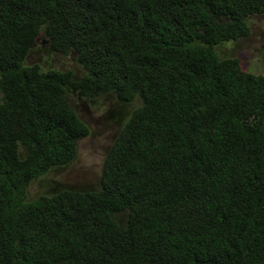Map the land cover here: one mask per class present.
I'll return each instance as SVG.
<instances>
[{
  "label": "trees",
  "instance_id": "1",
  "mask_svg": "<svg viewBox=\"0 0 264 264\" xmlns=\"http://www.w3.org/2000/svg\"><path fill=\"white\" fill-rule=\"evenodd\" d=\"M263 14L264 0H0V264H264V75L217 51ZM41 35L82 75L25 65ZM71 93L139 104L96 189L29 201L90 133Z\"/></svg>",
  "mask_w": 264,
  "mask_h": 264
},
{
  "label": "rangeland",
  "instance_id": "2",
  "mask_svg": "<svg viewBox=\"0 0 264 264\" xmlns=\"http://www.w3.org/2000/svg\"><path fill=\"white\" fill-rule=\"evenodd\" d=\"M250 33L238 41L225 42L217 48L222 57H236L244 70L264 75V14L249 18ZM37 64L44 71L71 70L81 76L82 67L73 53L64 56L55 52L41 35L25 59V65ZM0 93V101H1ZM68 103L80 119L88 125L90 133L78 143L72 163L63 168H53L34 180L27 188L29 201L63 189L92 190L99 186L102 164L119 128L139 104H121L114 95H102L94 101L76 94H68ZM126 213L119 216L124 223Z\"/></svg>",
  "mask_w": 264,
  "mask_h": 264
}]
</instances>
